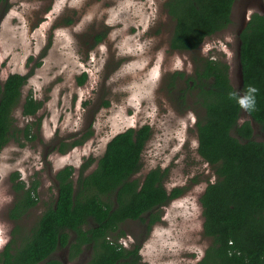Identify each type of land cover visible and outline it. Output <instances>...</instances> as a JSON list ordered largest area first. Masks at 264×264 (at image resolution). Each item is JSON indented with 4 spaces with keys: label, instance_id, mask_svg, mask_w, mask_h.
Returning a JSON list of instances; mask_svg holds the SVG:
<instances>
[{
    "label": "rangeland",
    "instance_id": "374dc122",
    "mask_svg": "<svg viewBox=\"0 0 264 264\" xmlns=\"http://www.w3.org/2000/svg\"><path fill=\"white\" fill-rule=\"evenodd\" d=\"M165 1L0 3V80L10 73L27 74L20 103L12 111L13 125L22 129L28 124L34 135L28 140L19 132L0 149V250L16 224L8 216L14 199L12 173L17 171L25 185L38 181L37 203L17 220L22 234L55 196L57 170L71 165L76 177L81 163L92 157L94 162L85 170L89 172L115 134L148 124L151 134L142 150L141 168L133 177L141 179L160 167L167 171L166 190L179 187L182 193L159 208L160 218L150 228L139 219L124 221L119 226L124 234L117 240L126 246L138 243L145 264H196L203 256L210 238L203 234L199 197L215 175L197 152L195 121L200 109L186 94L184 79L193 72L192 53L169 48L174 21ZM250 1L256 5H249ZM261 3L264 0H236L231 23L198 49L200 55L228 63L237 89L238 32L252 12L264 14L258 8ZM178 71L183 76L173 79ZM83 73L86 77L80 82ZM182 92L184 102L178 99ZM28 93L42 103L34 116L21 113ZM245 120L251 123L253 137L263 140L259 125L243 109L238 122ZM81 136H86L83 143L59 151L60 142ZM65 254L64 248L53 252L55 257Z\"/></svg>",
    "mask_w": 264,
    "mask_h": 264
},
{
    "label": "trees",
    "instance_id": "16d2710c",
    "mask_svg": "<svg viewBox=\"0 0 264 264\" xmlns=\"http://www.w3.org/2000/svg\"><path fill=\"white\" fill-rule=\"evenodd\" d=\"M235 1L164 2L174 21L169 48L192 53L193 72L184 79L186 94L192 106L200 109L195 121L197 152L215 175L199 197L203 234L210 243L196 264H264V139L253 137L249 120L238 122L248 88L255 87L258 91L251 94L255 105L245 111L264 138V14L252 13L238 35L239 89L231 82L227 62L198 52L207 37L231 23ZM182 76L181 71L172 74L173 79ZM85 77L83 73L80 82ZM26 79L27 74L10 73L0 80V149L19 132L25 139L34 137L30 125L22 129L13 125L12 111L20 103ZM185 96L182 92L178 99L184 102ZM41 104L28 93L21 102L22 115L34 116ZM150 134L148 124L128 127L107 141L89 172L85 170L94 162L92 157L81 163L76 177L73 166L60 168L55 174V196L23 235L17 220L37 203L38 181L25 187L23 180H17L18 172L12 173L14 199L8 216L16 224L11 229L13 238L0 253V264H63L53 252L68 246L73 257L84 244H91L92 249L84 264H145L139 261L137 247L127 249L117 242L124 234L120 223L139 219L150 228L160 218L159 208L182 193L179 187L166 190L167 171L160 167L150 169L141 179L133 177L141 168L142 150ZM85 137L60 142L59 151L65 153Z\"/></svg>",
    "mask_w": 264,
    "mask_h": 264
},
{
    "label": "flooded vegetation",
    "instance_id": "af4514ba",
    "mask_svg": "<svg viewBox=\"0 0 264 264\" xmlns=\"http://www.w3.org/2000/svg\"><path fill=\"white\" fill-rule=\"evenodd\" d=\"M249 5H256V3L254 2V1H250L249 2ZM258 8L259 9H263L264 10V4L263 3H261L259 6H258ZM257 12V11H256ZM252 13H254V12H252ZM251 13V14H252ZM258 13H261V12H258ZM250 14V15H251ZM261 14H263V13H261ZM250 15H249V17H250ZM60 144V143H59ZM59 148V147H58ZM58 171V170H57ZM56 171V172H57ZM56 172H55V174H56ZM85 173H87V172H85ZM18 175H19V173H18ZM74 175V174H73ZM19 179V176L17 177V180ZM55 179V181H56V183H57V180H56V178H54ZM20 180V179H19ZM22 180V179H21ZM11 186H12V182H11ZM29 186V184L28 185H25V187H28ZM129 220H135V219H129ZM137 220V219H136ZM124 222V221H123ZM122 222V223H123ZM122 223H120V225L122 224ZM11 233V230L9 231V234ZM11 238H12V235L10 234V238H9V240L7 241V243L11 240ZM117 242L120 244V246H122V247H124V248H127V249H133V248H135V247H137L138 248V250H137V253L139 254V244L138 243H134V242H130V246H126V245H124L125 243H124V241H119V240H117ZM6 243V244H7ZM6 244L3 246V248L0 250V253L4 250V248H5V246H6ZM60 249H65V256H62V257H56V258H58L63 264H70L69 262H71V261H73V259H77L78 258V260L79 259H85L86 258V260L85 261H83L82 263H80V264H84V263H86L88 260H89V258H90V256H91V251H92V249H91V244H89V245H86V244H84V245H82V249H81V251L78 253V254H76V255H74L73 257H70L69 256V251H68V246H65V247H59ZM53 255V254H52ZM140 255V254H139ZM55 257V256H54ZM70 259H72V260H70ZM140 262H142L141 261V259L139 260Z\"/></svg>",
    "mask_w": 264,
    "mask_h": 264
},
{
    "label": "clouds",
    "instance_id": "9594fccd",
    "mask_svg": "<svg viewBox=\"0 0 264 264\" xmlns=\"http://www.w3.org/2000/svg\"><path fill=\"white\" fill-rule=\"evenodd\" d=\"M257 91L258 90L255 87H249L248 88L249 95L246 98L245 103L243 104L244 109H250V108L254 107V105H255V97H254V95H251V94H254Z\"/></svg>",
    "mask_w": 264,
    "mask_h": 264
},
{
    "label": "water",
    "instance_id": "95a60500",
    "mask_svg": "<svg viewBox=\"0 0 264 264\" xmlns=\"http://www.w3.org/2000/svg\"><path fill=\"white\" fill-rule=\"evenodd\" d=\"M249 19V16H247L246 17V21H245V23L241 26V28H240V30H239V32H238V35H239V33H240V31L242 30V28L245 26V24H246V22H247V20ZM238 39H239V37H238ZM239 46H240V40L238 41V52H237V54H238V70H239V80H240V86H241V84H242V69H241V63H240V61H239Z\"/></svg>",
    "mask_w": 264,
    "mask_h": 264
},
{
    "label": "snow or ice",
    "instance_id": "6c2138e0",
    "mask_svg": "<svg viewBox=\"0 0 264 264\" xmlns=\"http://www.w3.org/2000/svg\"><path fill=\"white\" fill-rule=\"evenodd\" d=\"M242 103H245V101H242Z\"/></svg>",
    "mask_w": 264,
    "mask_h": 264
},
{
    "label": "built area",
    "instance_id": "2783aa9c",
    "mask_svg": "<svg viewBox=\"0 0 264 264\" xmlns=\"http://www.w3.org/2000/svg\"><path fill=\"white\" fill-rule=\"evenodd\" d=\"M210 57H212V56H210ZM212 58H214V57H212Z\"/></svg>",
    "mask_w": 264,
    "mask_h": 264
}]
</instances>
